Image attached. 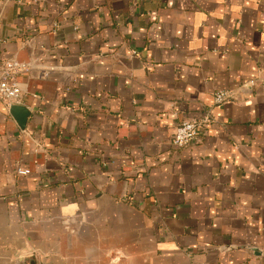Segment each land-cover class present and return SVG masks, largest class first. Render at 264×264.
<instances>
[{
    "label": "crops",
    "instance_id": "1",
    "mask_svg": "<svg viewBox=\"0 0 264 264\" xmlns=\"http://www.w3.org/2000/svg\"><path fill=\"white\" fill-rule=\"evenodd\" d=\"M7 60L0 264H264V0H0Z\"/></svg>",
    "mask_w": 264,
    "mask_h": 264
},
{
    "label": "built area",
    "instance_id": "2",
    "mask_svg": "<svg viewBox=\"0 0 264 264\" xmlns=\"http://www.w3.org/2000/svg\"><path fill=\"white\" fill-rule=\"evenodd\" d=\"M25 66L14 61L7 60L0 64V100L8 105L18 104L21 99V91L15 81V74L25 70ZM229 96V92L224 89H218L214 93L216 103L224 102ZM200 125L194 120H182L179 122L172 134V144L177 147H182L189 144L195 139ZM18 175H28L30 170L25 167H17Z\"/></svg>",
    "mask_w": 264,
    "mask_h": 264
},
{
    "label": "water",
    "instance_id": "3",
    "mask_svg": "<svg viewBox=\"0 0 264 264\" xmlns=\"http://www.w3.org/2000/svg\"><path fill=\"white\" fill-rule=\"evenodd\" d=\"M9 113L15 119L20 129H24L27 119L30 116L29 110L20 104H11Z\"/></svg>",
    "mask_w": 264,
    "mask_h": 264
}]
</instances>
